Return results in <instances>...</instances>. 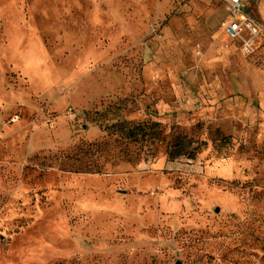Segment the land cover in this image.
Masks as SVG:
<instances>
[{
  "label": "rangeland",
  "instance_id": "rangeland-1",
  "mask_svg": "<svg viewBox=\"0 0 264 264\" xmlns=\"http://www.w3.org/2000/svg\"><path fill=\"white\" fill-rule=\"evenodd\" d=\"M227 17L0 0V264H264V46Z\"/></svg>",
  "mask_w": 264,
  "mask_h": 264
},
{
  "label": "built area",
  "instance_id": "built-area-1",
  "mask_svg": "<svg viewBox=\"0 0 264 264\" xmlns=\"http://www.w3.org/2000/svg\"><path fill=\"white\" fill-rule=\"evenodd\" d=\"M228 14L220 32L249 56L264 46V19H257L247 8L248 0H219Z\"/></svg>",
  "mask_w": 264,
  "mask_h": 264
},
{
  "label": "trees",
  "instance_id": "trees-1",
  "mask_svg": "<svg viewBox=\"0 0 264 264\" xmlns=\"http://www.w3.org/2000/svg\"><path fill=\"white\" fill-rule=\"evenodd\" d=\"M157 126H159V124L157 123H152L148 125L145 124L132 125L129 122L124 121L116 124L115 126H112L111 128L113 129L116 127L119 131H122L124 133L125 137L137 139L140 133L142 134V136H144L149 129L155 128ZM84 173H90V172L86 171Z\"/></svg>",
  "mask_w": 264,
  "mask_h": 264
}]
</instances>
